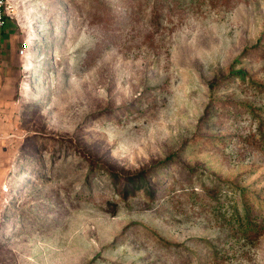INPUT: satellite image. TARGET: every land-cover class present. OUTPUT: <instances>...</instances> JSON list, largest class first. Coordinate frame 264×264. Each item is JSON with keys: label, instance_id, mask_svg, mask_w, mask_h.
Here are the masks:
<instances>
[{"label": "rangeland", "instance_id": "obj_1", "mask_svg": "<svg viewBox=\"0 0 264 264\" xmlns=\"http://www.w3.org/2000/svg\"><path fill=\"white\" fill-rule=\"evenodd\" d=\"M10 2L0 264H264V0Z\"/></svg>", "mask_w": 264, "mask_h": 264}, {"label": "trees", "instance_id": "obj_2", "mask_svg": "<svg viewBox=\"0 0 264 264\" xmlns=\"http://www.w3.org/2000/svg\"><path fill=\"white\" fill-rule=\"evenodd\" d=\"M240 202H231L230 209L223 215V225L232 233L233 238L243 240L244 245L253 248L264 234V223L255 213V205L252 199L244 191L240 193ZM221 252L215 248L214 257Z\"/></svg>", "mask_w": 264, "mask_h": 264}, {"label": "built area", "instance_id": "obj_3", "mask_svg": "<svg viewBox=\"0 0 264 264\" xmlns=\"http://www.w3.org/2000/svg\"><path fill=\"white\" fill-rule=\"evenodd\" d=\"M14 12V7L10 0H0V31L5 27L7 17Z\"/></svg>", "mask_w": 264, "mask_h": 264}]
</instances>
